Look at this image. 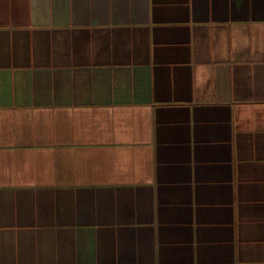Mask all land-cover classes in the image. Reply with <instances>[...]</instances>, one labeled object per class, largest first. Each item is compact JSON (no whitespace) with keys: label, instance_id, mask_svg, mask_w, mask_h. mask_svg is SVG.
I'll list each match as a JSON object with an SVG mask.
<instances>
[{"label":"crops","instance_id":"obj_1","mask_svg":"<svg viewBox=\"0 0 264 264\" xmlns=\"http://www.w3.org/2000/svg\"><path fill=\"white\" fill-rule=\"evenodd\" d=\"M0 264H264V0H0Z\"/></svg>","mask_w":264,"mask_h":264}]
</instances>
